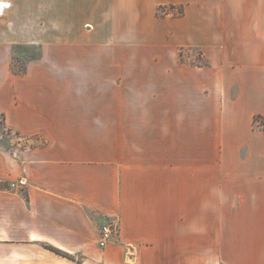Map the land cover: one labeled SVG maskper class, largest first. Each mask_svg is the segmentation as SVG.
I'll return each instance as SVG.
<instances>
[{
	"label": "crops",
	"instance_id": "1",
	"mask_svg": "<svg viewBox=\"0 0 264 264\" xmlns=\"http://www.w3.org/2000/svg\"><path fill=\"white\" fill-rule=\"evenodd\" d=\"M1 3L0 116L46 145L0 148V264H264V0L154 19L160 40L136 70L107 54L112 0ZM15 45L42 52L24 75ZM186 47L210 65L182 64Z\"/></svg>",
	"mask_w": 264,
	"mask_h": 264
},
{
	"label": "rangeland",
	"instance_id": "2",
	"mask_svg": "<svg viewBox=\"0 0 264 264\" xmlns=\"http://www.w3.org/2000/svg\"><path fill=\"white\" fill-rule=\"evenodd\" d=\"M101 2L104 0H100ZM159 0H128L127 5L130 9L129 26L127 35L121 30V0H112V41L111 46L107 49V54H112L114 58L113 70H119L121 56H128L129 58V70L137 69V60L143 59L146 55L150 56L153 53L152 48L160 40V25H154V19L168 18V20H175L183 18L186 15V8L192 7V18L199 19V15L195 14V10L200 6L201 0H183L180 3H163L159 4ZM168 1V0H167ZM187 1V2H185ZM170 6H175V9H170ZM184 7L185 14L179 17L178 14L180 8ZM7 7L6 9H8ZM5 9V10H6ZM4 10V11H5ZM4 13V12H3ZM170 13V14H168ZM152 18V20L149 19ZM149 20V21H148ZM91 29V26H89ZM148 42V44L146 43ZM147 44V45H146ZM13 61L11 64L12 72H22L25 69L28 70V62L33 59L41 57V49L39 47L15 45L12 48ZM177 54L182 64L186 66L196 67H208L210 62L203 55L202 51L196 47L178 48ZM103 68V67H102ZM100 69V66H98ZM142 69V68H140ZM27 72V71H26ZM26 74V73H25ZM24 75V74H23ZM146 82H152V80L142 79H130L128 80L129 86L137 88L147 86ZM157 84V83H156ZM100 86L99 80L96 83ZM113 87L120 85V80L113 79ZM159 85V84H157ZM163 85V84H160ZM256 121H260V118H256ZM210 130H215V127H211ZM46 145V140L42 137H24L20 133L9 129L6 126L5 119L0 116V148L6 152L15 154L21 150L33 147H39ZM215 160H210V165H214ZM231 160H226L230 162ZM18 163H15L17 166ZM14 166V167H15ZM112 224V223H110ZM109 225V224H108ZM114 225V224H112ZM115 233V232H114ZM113 233V235H114ZM113 241V240H112ZM111 241V242H112ZM110 242V243H111ZM63 257L70 260H78L81 262V256H71L64 254Z\"/></svg>",
	"mask_w": 264,
	"mask_h": 264
},
{
	"label": "built area",
	"instance_id": "3",
	"mask_svg": "<svg viewBox=\"0 0 264 264\" xmlns=\"http://www.w3.org/2000/svg\"><path fill=\"white\" fill-rule=\"evenodd\" d=\"M14 186V185H13ZM115 225L109 224L103 228L100 240L101 247H105L113 240V233L115 232Z\"/></svg>",
	"mask_w": 264,
	"mask_h": 264
},
{
	"label": "trees",
	"instance_id": "4",
	"mask_svg": "<svg viewBox=\"0 0 264 264\" xmlns=\"http://www.w3.org/2000/svg\"><path fill=\"white\" fill-rule=\"evenodd\" d=\"M175 8H176L175 6H170V9H175ZM168 14H170V13H168ZM184 14H185L184 7H181L179 13H178V14H175V15H178L179 17H182ZM26 71H27V69H25V70L22 71V72H13V73L16 74V75H23V74L26 73ZM49 249H50L52 252H54V253H56V254H58V255L64 256V255L62 254L61 251H59V250H57V249H55V248L50 247ZM65 257H66V256H65Z\"/></svg>",
	"mask_w": 264,
	"mask_h": 264
},
{
	"label": "bare ground",
	"instance_id": "5",
	"mask_svg": "<svg viewBox=\"0 0 264 264\" xmlns=\"http://www.w3.org/2000/svg\"><path fill=\"white\" fill-rule=\"evenodd\" d=\"M5 7H6V4L5 3H1L0 4V15L3 14V10H4Z\"/></svg>",
	"mask_w": 264,
	"mask_h": 264
}]
</instances>
